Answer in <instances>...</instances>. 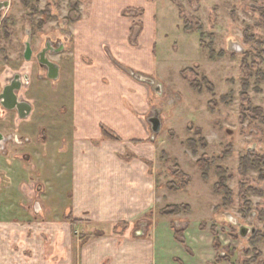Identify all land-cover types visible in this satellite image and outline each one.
<instances>
[{
	"label": "rangeland",
	"instance_id": "obj_1",
	"mask_svg": "<svg viewBox=\"0 0 264 264\" xmlns=\"http://www.w3.org/2000/svg\"><path fill=\"white\" fill-rule=\"evenodd\" d=\"M7 1L9 8L0 12L7 20L0 24V85L7 80L4 60L15 58V69L29 66L16 59L29 33L34 51L45 39L69 45L68 26L78 17L80 2L27 0L25 7L23 0ZM154 1L155 17L148 27L154 40V62L148 66L152 72L136 73L153 84L139 82L128 73L131 69L121 68L143 87V125L155 148L154 166H148L158 195L152 206L174 244L168 263L264 264V0ZM45 9L50 16L44 21ZM132 59L148 65L143 57ZM33 71L41 73L42 68ZM56 81L42 80V128L53 134L54 128H62L69 138L71 81ZM156 111L161 128L153 134L148 118ZM56 138L49 137V143ZM243 160L259 169L241 170ZM198 161L206 167L199 168ZM220 183L229 194L218 192ZM173 206L188 209L167 215L166 208ZM15 239L2 240L20 248V239ZM44 252V260L53 261L52 248Z\"/></svg>",
	"mask_w": 264,
	"mask_h": 264
},
{
	"label": "crops",
	"instance_id": "obj_2",
	"mask_svg": "<svg viewBox=\"0 0 264 264\" xmlns=\"http://www.w3.org/2000/svg\"><path fill=\"white\" fill-rule=\"evenodd\" d=\"M155 3L80 0L69 45L55 59L56 83L71 81L69 138L62 128H42V81L32 80L26 98L33 115L12 132L24 144L0 157V264H74L75 257L76 264H169L174 244L152 206L155 148L143 125V87L121 68L151 74ZM138 56L146 67L132 59ZM102 127L117 139H105ZM15 238L20 248L3 242ZM45 247L56 253L53 261L44 260Z\"/></svg>",
	"mask_w": 264,
	"mask_h": 264
},
{
	"label": "flooded vegetation",
	"instance_id": "obj_3",
	"mask_svg": "<svg viewBox=\"0 0 264 264\" xmlns=\"http://www.w3.org/2000/svg\"><path fill=\"white\" fill-rule=\"evenodd\" d=\"M3 1H7V0H0V2H3ZM8 8H9V2H8ZM6 21L7 20H5V18L3 19L0 16V24H2L4 26L6 24ZM29 35H30V39H29V41H26L24 43V45H23L24 47L22 49L21 56L19 57V59L23 60V63H26L29 66L27 68H24V66H20V67L15 69L14 67H16V66L14 65L15 64L14 62H17V61L13 59L11 61V68H6L7 70H3V72H2L3 74L4 73L7 74V80L5 83L0 85V94L3 91V88L5 86H7L8 84H10V82L14 79V76L18 75L17 81L20 82V89L18 91H14V93L18 97V101L19 102H27L30 105L31 110L27 116H25L24 118H21L20 114L18 113L17 110H15V109L6 110L0 104V126H2V127H0L1 128L0 129V157H4L7 154V146H9V145L18 146V145L24 144L25 140L21 139L19 135L12 134V132L17 130L15 128L17 123H19V122L29 123L30 122L29 119L31 118V115H33V107L26 98V94H27V92H28V90L32 84V80L34 79L37 83L41 82L44 79L48 80L47 72L44 68H42L41 73L33 71L34 68L35 69L41 68L38 64V54L41 51L42 52L44 51L45 44H46L47 40L46 39L43 40L42 47L40 49H37L36 51H34L33 45H32L33 40L31 37V33H29ZM27 42H29L30 47H31V55H30V58L28 61H26L24 58L25 45ZM53 43H54V45H50V46L53 50H56L58 48V44L55 42H53ZM58 55L59 54H56L53 56H58ZM43 56L45 58L48 56V58H49L50 54H48V55L44 54ZM4 61L5 62L8 61V63H9V60H7V59ZM48 81H50V80H48Z\"/></svg>",
	"mask_w": 264,
	"mask_h": 264
},
{
	"label": "water",
	"instance_id": "obj_4",
	"mask_svg": "<svg viewBox=\"0 0 264 264\" xmlns=\"http://www.w3.org/2000/svg\"><path fill=\"white\" fill-rule=\"evenodd\" d=\"M7 8H8V1L0 2V12ZM50 45H54V43L51 42L50 40H47L44 51L43 52L41 51L38 54V64L41 68H44L46 70L48 80L55 81L58 78L59 67L56 63L52 62L48 58V56L45 58L43 55L44 54H47V55L48 54L50 55L60 54L63 51L64 46L62 43H59L58 48L56 50H53ZM30 55H31V47H30L29 42H27L25 45V54H24V58L26 61L29 60ZM128 73L135 80L139 82H144L149 85L153 84L152 80L145 78L139 74L132 73L130 71ZM17 79H18V75H15L14 79L10 82V84H8L7 86L3 88V91L0 94V104L6 110H12V109L17 110L18 113L20 114V117L24 118L25 116L28 115L31 108L27 102H19L18 97L14 93V91H18L20 89V82H18ZM148 123L150 125V129L153 134H157L160 131L161 123L158 118L157 111L155 112L153 117L149 118ZM246 232L247 230L245 228L240 229V233L242 237H246L247 235ZM250 234L253 236L255 234V230L251 229Z\"/></svg>",
	"mask_w": 264,
	"mask_h": 264
},
{
	"label": "trees",
	"instance_id": "obj_5",
	"mask_svg": "<svg viewBox=\"0 0 264 264\" xmlns=\"http://www.w3.org/2000/svg\"><path fill=\"white\" fill-rule=\"evenodd\" d=\"M22 3H23V5H24L25 7H27L28 4H29V2H28L27 0H23ZM75 8H76V7H75ZM41 14H42L43 17H44V21L47 20V19L49 18V16H50V15H49V12H48L47 9H45ZM44 21L42 20V22L39 23V26H41V25L44 23ZM101 131H102V136H103L105 139H114V140L117 139V138H116V137H115V136H114V135H113L108 129L102 127V128H101ZM203 147H205V146H203ZM194 153H195V152H194ZM197 165H198L199 168H204V167H206L207 164H206L205 162H203V161H198V162H197ZM240 169H241V170H245V171H247V170H255V169L258 170L259 168H258L257 166H254L253 164H251L249 161H247V160H243ZM182 176H183V175H182ZM175 177H176L177 180L180 179V178L177 177L176 175H175ZM183 177H185V176H183ZM183 177H182V178H183ZM222 182H223V181H222ZM184 188H185L184 185H182V186H181V190H183ZM218 192H220V193H222V194H223V192H226L227 194H229V192L227 191V189L224 188V187L222 186L221 183H220V185H219V187H218ZM182 209H185L184 212H186V210L188 209V206H183V207H181V206L167 207L165 212H166L167 215H174V214H178V213H180ZM258 241H259V240H257L256 242H258Z\"/></svg>",
	"mask_w": 264,
	"mask_h": 264
}]
</instances>
